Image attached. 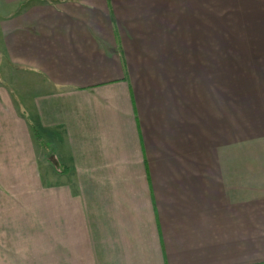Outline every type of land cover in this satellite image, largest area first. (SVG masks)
Masks as SVG:
<instances>
[{"label":"crops","instance_id":"crops-1","mask_svg":"<svg viewBox=\"0 0 264 264\" xmlns=\"http://www.w3.org/2000/svg\"><path fill=\"white\" fill-rule=\"evenodd\" d=\"M0 40V264H264V0H0Z\"/></svg>","mask_w":264,"mask_h":264},{"label":"rangeland","instance_id":"rangeland-1","mask_svg":"<svg viewBox=\"0 0 264 264\" xmlns=\"http://www.w3.org/2000/svg\"><path fill=\"white\" fill-rule=\"evenodd\" d=\"M8 66L9 65L7 64V59L3 51V44L0 40V78L3 77L8 80L10 76L9 73L11 75H14V78H16L15 73L12 72L10 68L8 69ZM16 75L18 74L16 73ZM32 89L33 87L31 86V84L29 85V88L24 86V94H22L24 99L23 97H19L17 95L18 104L23 110H25L27 107L28 98L30 101L33 97V95L30 94ZM43 134L44 135L42 141L37 145L39 154L42 155V158L40 156V158L38 157V159L43 180L45 183L50 182L53 185L60 184L63 181L66 182L68 178L70 179V177L67 174H60L59 172L60 169L62 171V164H66L65 157L67 154V149L64 147L63 143L48 142L46 138L47 134L45 132H43Z\"/></svg>","mask_w":264,"mask_h":264},{"label":"trees","instance_id":"trees-1","mask_svg":"<svg viewBox=\"0 0 264 264\" xmlns=\"http://www.w3.org/2000/svg\"><path fill=\"white\" fill-rule=\"evenodd\" d=\"M32 135H33L35 141L38 143H40L43 139V136L41 134V128L37 123H35L32 127Z\"/></svg>","mask_w":264,"mask_h":264}]
</instances>
